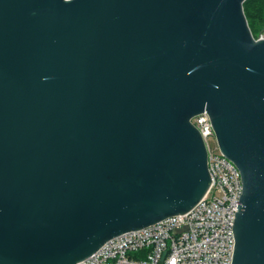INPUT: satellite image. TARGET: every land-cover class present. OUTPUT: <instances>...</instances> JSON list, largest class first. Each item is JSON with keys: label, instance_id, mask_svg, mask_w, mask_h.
<instances>
[{"label": "water", "instance_id": "obj_1", "mask_svg": "<svg viewBox=\"0 0 264 264\" xmlns=\"http://www.w3.org/2000/svg\"><path fill=\"white\" fill-rule=\"evenodd\" d=\"M247 0H0V264H77L195 207L192 119L242 175L232 264H264V37Z\"/></svg>", "mask_w": 264, "mask_h": 264}, {"label": "built area", "instance_id": "obj_2", "mask_svg": "<svg viewBox=\"0 0 264 264\" xmlns=\"http://www.w3.org/2000/svg\"><path fill=\"white\" fill-rule=\"evenodd\" d=\"M208 153L212 184L190 211L107 241L77 264H232L234 224L243 192L238 167L219 147L210 116L192 120Z\"/></svg>", "mask_w": 264, "mask_h": 264}, {"label": "trees", "instance_id": "obj_3", "mask_svg": "<svg viewBox=\"0 0 264 264\" xmlns=\"http://www.w3.org/2000/svg\"><path fill=\"white\" fill-rule=\"evenodd\" d=\"M244 12L255 39L264 32V0H247Z\"/></svg>", "mask_w": 264, "mask_h": 264}, {"label": "rangeland", "instance_id": "obj_4", "mask_svg": "<svg viewBox=\"0 0 264 264\" xmlns=\"http://www.w3.org/2000/svg\"><path fill=\"white\" fill-rule=\"evenodd\" d=\"M264 37V32L260 35V38H263Z\"/></svg>", "mask_w": 264, "mask_h": 264}]
</instances>
